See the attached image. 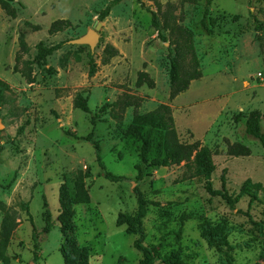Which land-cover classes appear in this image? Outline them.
<instances>
[{"label": "rangeland", "instance_id": "374dc122", "mask_svg": "<svg viewBox=\"0 0 264 264\" xmlns=\"http://www.w3.org/2000/svg\"><path fill=\"white\" fill-rule=\"evenodd\" d=\"M110 1L15 0L14 18L0 9V81L8 87L0 107V231L6 212L16 222L5 252L8 264H65L60 252L64 238L55 219L60 198L67 201L65 189L85 172L90 174L84 180L90 201L72 207L71 236L74 248L86 247L89 264H138L142 256L133 247L138 236L116 225L119 214H135V189L149 203L143 244L158 247L161 258L155 264H171L172 256L184 264H226L201 238L204 221L227 223L232 264H264V191L249 208L244 195L231 209L207 194L202 178H189L186 162L138 175L139 143L124 136L134 112L166 104L179 142L192 154L200 147L212 152L213 189L224 183L235 197L246 180L264 188V148L245 133L244 125V117L257 110L264 132V84L256 78L257 73L264 76V0H211L208 7L206 0H119L99 21L97 13ZM151 13H156L166 42L151 26ZM59 19L72 27L49 35L50 24ZM96 21L101 27L92 51L69 43ZM180 28L193 34L201 77L170 100L168 47L173 49ZM20 38L27 53L20 50ZM39 42L65 44L41 66H31L32 80L27 81L24 62L33 58ZM106 46L118 55L103 65ZM89 55L97 65L93 77L87 74ZM140 72L154 81L153 89L136 86ZM77 94L87 98L88 113L74 108ZM125 95L140 99V107L126 109L118 122L109 105ZM87 137L98 144L106 171L127 180L113 183L102 176L94 146L83 140ZM234 143L247 146L251 154L228 156L227 146ZM26 203L36 240L43 237L46 211L52 216L53 228L36 249ZM69 248L70 243L64 245Z\"/></svg>", "mask_w": 264, "mask_h": 264}, {"label": "trees", "instance_id": "16d2710c", "mask_svg": "<svg viewBox=\"0 0 264 264\" xmlns=\"http://www.w3.org/2000/svg\"><path fill=\"white\" fill-rule=\"evenodd\" d=\"M15 0H0V9L5 14L14 18L15 11L11 7V3ZM119 0L110 1L106 7L97 13V19L103 21L111 10V7L115 5ZM140 2V0H137ZM191 3L195 0H187ZM249 2L252 0H248ZM211 0H206V6L208 7ZM204 11V17L201 21L203 27L206 28L204 19L208 15V8ZM151 26L157 31L158 38L162 42H166L165 37L160 32V27L157 21L156 13H151ZM72 24L68 20L59 19L52 22L48 28V34L54 35L62 32L68 28H71ZM65 42H60L56 45L47 46L43 42H39L35 46L36 53L29 61H25L26 72H22L27 81H31V66H41L46 62L47 57L51 56L57 50L64 46ZM20 50L22 53H27L28 48L25 41L20 38L19 40ZM171 46V45H170ZM169 48L168 61H169V99L173 100L178 95L188 90L192 81L198 80L201 77L199 59L197 58L193 46V34L186 28L178 29L177 42L173 49ZM118 51L112 46H106L103 50V56L101 63L103 65L108 64L110 59L116 57ZM18 59V57H17ZM66 60V58H65ZM88 76L93 77L97 71V65L91 55H89L88 63ZM145 85L149 89L154 88V81L145 72H140L137 75L136 86ZM8 87L5 83L0 81V107L4 104V91ZM141 100L131 95H125L117 101L111 103L110 116L114 120L121 122L123 114L126 109L133 108L138 109L140 107ZM74 108L88 113L87 98H83L80 94H77L74 101ZM103 110V109H102ZM102 112V111H101ZM245 133L256 140L262 148H264V132L261 127L262 115L259 111L254 110L249 112L245 117ZM236 121H240L241 117L237 116ZM91 124H94V119L91 118ZM67 135L74 136L72 133L67 132ZM124 136L134 142L139 143L138 159L139 163L134 166V170L138 175H141L145 171L151 168H166L170 166H178L183 162L185 163L186 172L189 174L190 179L202 178L205 183V189L209 196L221 198L226 205L234 209L235 204L239 199L246 195L249 197L248 208L253 202L257 200L258 193L264 191V188L259 183H251L250 180H246L238 195L233 197L229 195L224 189V183L221 189H213L211 186V175L215 171V165L212 160V152L207 147H200L194 154L190 153L178 140L176 130L174 127V120L171 114L170 107L166 104H160L154 110L147 113L134 112L132 120L124 132ZM83 140L90 142L96 151V162L102 171V176L113 183L127 180L126 177L117 176L106 171L104 164L100 158V148L98 144L91 138H83ZM226 153L231 157H248L251 154L250 149L240 143H234L227 146ZM90 177L88 172L77 175L73 181L72 186L69 189H65L67 192V201L62 203L58 215L55 219L56 224L64 238V245L70 243L72 249L68 251L64 250V245L61 246V254L65 264H89V259L86 253V247L82 250L74 248V242L72 233L74 232L73 217L74 211L72 209L75 205H85L90 201V196L85 186L84 180ZM137 209L133 216L118 215L116 220L117 226H125V233L128 235H137L138 238L133 242V247L141 253V259L138 264H155L160 260L159 249L156 246H146L143 244L145 238L142 221L147 214V205L149 204L143 197V195L135 189ZM1 207V205H0ZM25 211L32 228V239L34 241V248L36 249L38 243L44 240V236L48 234L52 226V216L50 212L46 211L45 227L42 229L43 237L41 240H36L37 233L33 226L32 217L28 210V203L25 204ZM16 226L15 217L9 215L6 212L0 231V262L2 264H8V257L6 256V248L9 244V238L11 232ZM230 232L225 221H220L214 225L209 221H204L200 227V236L207 243L208 247L215 249L219 253L223 262L226 264H232V257L228 254V243L226 238ZM84 252V254H83ZM171 264H184L178 259V257H171Z\"/></svg>", "mask_w": 264, "mask_h": 264}, {"label": "water", "instance_id": "95a60500", "mask_svg": "<svg viewBox=\"0 0 264 264\" xmlns=\"http://www.w3.org/2000/svg\"><path fill=\"white\" fill-rule=\"evenodd\" d=\"M101 27V22L96 21L93 28L88 30L87 33L77 39L69 41L74 45H87L92 51L98 41V31Z\"/></svg>", "mask_w": 264, "mask_h": 264}, {"label": "built area", "instance_id": "2783aa9c", "mask_svg": "<svg viewBox=\"0 0 264 264\" xmlns=\"http://www.w3.org/2000/svg\"><path fill=\"white\" fill-rule=\"evenodd\" d=\"M256 76H257L256 78H257L260 82H262V83L264 84V76L262 75V73H257Z\"/></svg>", "mask_w": 264, "mask_h": 264}]
</instances>
